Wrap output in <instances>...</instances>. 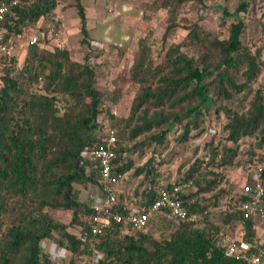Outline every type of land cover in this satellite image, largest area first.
<instances>
[{
	"label": "trees",
	"instance_id": "obj_1",
	"mask_svg": "<svg viewBox=\"0 0 264 264\" xmlns=\"http://www.w3.org/2000/svg\"><path fill=\"white\" fill-rule=\"evenodd\" d=\"M190 2L202 0L149 3L150 12L164 10L167 14L163 41L177 29L186 35L169 45L159 61L151 56L149 31L139 39L128 70L137 89L125 117L113 115L105 104L106 96L95 86L89 55L79 62L65 48L49 50L44 26L37 29L36 43H27L20 66L15 53L0 57V264H51L40 242L53 239L54 232L59 233L57 245L70 255L68 264L89 254L88 245L68 228L78 229L77 233L88 229L94 213L90 204L80 201L77 186L100 185L97 162L87 163L85 173L80 153L95 144L103 127L95 119L102 113L104 125L116 135L113 172L130 173L131 178L123 182L128 189L134 187V202L144 208L157 197L160 187L186 182L190 188L179 197L194 220L170 219L176 228L159 239L131 233L123 223H111L98 236L96 248L103 255L100 264H248L226 257L216 242L227 227L238 229L237 238L259 244L257 220L244 218L238 207L242 198L233 199L230 188L221 187L225 170L251 162L238 159L242 140H254L250 145L257 149L264 147V94L260 88L250 89L261 74L263 61L260 49L252 52L242 41L250 0L237 4L235 18L223 37L212 35L198 23H184L180 11ZM56 6L57 0H19L10 9L12 15L5 16L2 28L7 36L19 39ZM73 6L80 44L88 47L85 6L82 0H74ZM222 13L223 21L232 17L226 10ZM261 30L264 33V23ZM38 83L41 91L33 92ZM244 91L250 98L245 109L228 108L234 96ZM121 95V89L114 87L107 98L114 103ZM209 104L225 114L224 139L206 143L199 157L179 165L173 181L163 183L159 173L163 161L157 155L170 142L183 147L198 136L191 133L199 134L203 107ZM224 201L218 224L212 219L213 210ZM48 210L69 212V222H60ZM153 220L151 228L156 226Z\"/></svg>",
	"mask_w": 264,
	"mask_h": 264
},
{
	"label": "rangeland",
	"instance_id": "obj_2",
	"mask_svg": "<svg viewBox=\"0 0 264 264\" xmlns=\"http://www.w3.org/2000/svg\"><path fill=\"white\" fill-rule=\"evenodd\" d=\"M152 0H82L86 5V26L89 31V46L84 47L80 44L79 19L74 0H57V6L51 15L45 18L46 24L57 25L58 36L56 40L49 41L46 47L51 50L56 47L65 48L71 59L81 62L84 55H89V62L95 68V86L106 96L105 104L108 105L111 113L118 117H125L128 114L131 100L137 89V85L130 82L128 70L132 65L135 54L138 52V41L144 38L149 31V42L151 46V56L154 61H159L164 51L171 44L179 43L186 35V31L177 29L171 33L166 40H162V34L165 30V20L167 14L164 10L152 13L148 10V5ZM242 0H202V3H187L180 11L179 17L184 19L185 24L198 23L205 31L214 36L223 37L226 35L228 23L235 18L234 11L237 4ZM222 10H226L232 17L222 19ZM246 28L242 38L243 44L250 48L252 52L260 49V58L263 61L261 74L257 81L251 84L250 89H262L264 94V33L261 30L264 23V0H250L248 13L245 16ZM45 25V24H44ZM109 26V28H107ZM31 32V31H29ZM25 38L21 37L15 40V55L18 66L21 65L27 43ZM187 51V50H186ZM189 54L191 50L187 51ZM39 81H42L40 78ZM38 81V82H39ZM119 88L122 95L117 102H110L107 96L113 88ZM33 92L41 91V84L33 86ZM249 96L247 91L234 96L227 104L232 111L241 112L248 103ZM217 105L209 104L203 107L204 115L200 126L199 134L194 131L192 135H198L191 138L183 147L176 146L170 142L167 149L157 155V159L162 160L163 164L159 167V173L163 183L173 181L177 174L178 166L184 165V162H191L202 153L203 146L213 141L217 143L224 139L223 127L226 123L225 114L221 111L215 112ZM104 115V113H102ZM251 141V142H250ZM254 140L244 139L239 143L238 155L243 161L251 159L250 163H245L236 169L225 170V181L222 188H230V196L235 199L239 196L242 185L249 178L248 170L252 168L264 169V147L255 148L250 145ZM254 154H251V153ZM131 178L130 173L126 175ZM139 181H137L138 185ZM122 186V185H121ZM80 189V201L91 203V195L97 188L95 186H77ZM125 189V187H124ZM194 192V189L191 190ZM225 201L220 207L213 210L212 219L220 224V209L224 207ZM54 218L67 224L70 220V213L66 211H50ZM256 221V230L259 237V244L264 243V218H254ZM160 220V221H159ZM156 224L147 231L154 238L168 236L176 226L169 218H155ZM78 230V229H77ZM77 230L69 227L68 231L78 234ZM224 234L232 238L236 236L237 230L223 228ZM132 233V232H131ZM59 233L54 232L53 239L44 240L49 243H55L59 251L66 250L56 243ZM40 242V249L50 259L46 250ZM67 251V250H66ZM70 255L66 252V258L60 262L51 264H68Z\"/></svg>",
	"mask_w": 264,
	"mask_h": 264
},
{
	"label": "built area",
	"instance_id": "obj_3",
	"mask_svg": "<svg viewBox=\"0 0 264 264\" xmlns=\"http://www.w3.org/2000/svg\"><path fill=\"white\" fill-rule=\"evenodd\" d=\"M19 0H10L0 3V57L10 58L15 53V39L7 36L2 28V22L6 15H12L10 9ZM25 32V30H24ZM24 34V33H23ZM37 35L29 39V43H36ZM115 115V113H114ZM95 123L102 127L96 135L94 145L84 148L80 153V164L97 162L100 185L96 194L91 198L90 207L94 213L90 215V225L86 230H81L78 237L86 243L89 254L80 255L75 264H100L103 255L98 251V236L110 226L111 223H123L131 232L147 233L149 222L157 217L165 216L171 220L193 221L179 195L189 190V183H180L169 188L160 187L157 197L144 208L134 202L130 189H123L126 175L113 172L112 161L115 157V130L104 125V115L99 114ZM249 178L242 185L239 193L238 207L244 218H264V169L252 168L248 170ZM122 185V186H121ZM125 190V191H124ZM123 196V202L119 197ZM121 210H120V209ZM236 236L229 238L225 234L221 236L216 245L223 249L224 255L248 264H264V247L260 244L241 240ZM42 248L49 254L53 262L60 263L66 258V250L59 251L55 243L42 241ZM197 264V263H196Z\"/></svg>",
	"mask_w": 264,
	"mask_h": 264
},
{
	"label": "crops",
	"instance_id": "obj_4",
	"mask_svg": "<svg viewBox=\"0 0 264 264\" xmlns=\"http://www.w3.org/2000/svg\"><path fill=\"white\" fill-rule=\"evenodd\" d=\"M84 6H85V9H86V5L85 4H84ZM41 26H44V27H46L48 29V31L46 32V36H47V38H48V40L50 42L53 41V40H56V38H57V36L59 34L58 33V27H57V25L56 24L55 25H53V24H46L45 23V20H40L39 23L36 26L31 27V28L25 30L24 34L21 36L22 38L24 37L25 40H23L24 42H22V44H20V45H23L24 43H28V41H29V39L31 37L37 35V31H38L37 29L39 27H41ZM107 28H109V26ZM29 31H31V32H29ZM122 188L124 189V186ZM127 189L128 188L125 186V190L126 191H127ZM130 190L131 191H134V187L131 186ZM96 192H97V190H96ZM96 192L93 195H91V198L96 194Z\"/></svg>",
	"mask_w": 264,
	"mask_h": 264
}]
</instances>
